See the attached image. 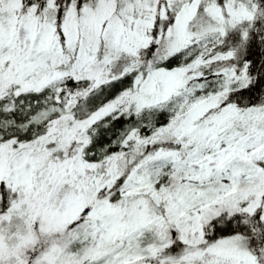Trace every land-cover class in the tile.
Returning <instances> with one entry per match:
<instances>
[{
  "label": "snow or ice",
  "instance_id": "snow-or-ice-1",
  "mask_svg": "<svg viewBox=\"0 0 264 264\" xmlns=\"http://www.w3.org/2000/svg\"><path fill=\"white\" fill-rule=\"evenodd\" d=\"M0 264H264V0H0Z\"/></svg>",
  "mask_w": 264,
  "mask_h": 264
}]
</instances>
